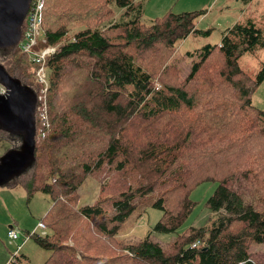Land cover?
Returning a JSON list of instances; mask_svg holds the SVG:
<instances>
[{
  "label": "trees",
  "instance_id": "16d2710c",
  "mask_svg": "<svg viewBox=\"0 0 264 264\" xmlns=\"http://www.w3.org/2000/svg\"><path fill=\"white\" fill-rule=\"evenodd\" d=\"M142 1L44 0L37 48H56L45 62L47 125L35 111V161L13 180L51 202L45 234L30 236L49 252L43 264H264V252H249L264 247V111L251 102L264 65L254 77L239 66L264 49V35L250 20L234 24L218 45L189 53L181 80L169 63L178 42L209 34L195 28L204 11L146 25ZM0 52L9 76L38 94L31 57L19 45ZM94 172L98 198L80 207L79 186ZM204 183H216L208 223L178 232ZM146 204L161 213L149 234L121 238ZM151 232L175 237L162 245Z\"/></svg>",
  "mask_w": 264,
  "mask_h": 264
},
{
  "label": "rangeland",
  "instance_id": "374dc122",
  "mask_svg": "<svg viewBox=\"0 0 264 264\" xmlns=\"http://www.w3.org/2000/svg\"><path fill=\"white\" fill-rule=\"evenodd\" d=\"M144 24L164 14L171 12L180 14L184 12L204 11L195 21V28L200 32L209 31L207 36L191 34L185 40L178 42L173 58L169 64H174L179 70L182 80L189 72L191 59L189 53H195L205 45H218L223 32L236 23L250 20L264 35V0H252L243 3L240 0H143ZM1 54V52H0ZM264 65V49L255 54H243L239 59L240 68L250 77H254ZM252 106L264 111V81L254 90L251 96ZM11 148L9 141L0 137V157ZM95 172L87 177L79 186V206L92 205L99 195L100 184L95 177ZM13 187H0V264H14L12 259L17 246L22 245L18 253L19 264H43L49 257V252L40 248L30 235H40L37 224L43 222V217L49 210L51 202L41 193H34L28 198L27 192L15 181ZM216 183H204L196 187L190 199L196 202L191 214L185 219L178 229L181 232L189 227H204L208 223L210 212L206 208V200L212 195ZM160 211L152 208L150 204L140 206L121 225L119 235L128 241L144 239L160 218ZM9 231L19 234V239L12 241L7 233ZM174 234L150 233L151 240L166 244L174 239ZM26 242L23 244V240ZM251 255L257 259L264 252V247L252 245L249 249ZM25 254L28 260L19 257Z\"/></svg>",
  "mask_w": 264,
  "mask_h": 264
},
{
  "label": "water",
  "instance_id": "95a60500",
  "mask_svg": "<svg viewBox=\"0 0 264 264\" xmlns=\"http://www.w3.org/2000/svg\"><path fill=\"white\" fill-rule=\"evenodd\" d=\"M30 3L0 0V50L19 43ZM0 84L5 88V94L0 95V130L21 139L17 149H9L0 157V187H4L34 164L37 98L30 87L10 77L1 64Z\"/></svg>",
  "mask_w": 264,
  "mask_h": 264
},
{
  "label": "built area",
  "instance_id": "2783aa9c",
  "mask_svg": "<svg viewBox=\"0 0 264 264\" xmlns=\"http://www.w3.org/2000/svg\"><path fill=\"white\" fill-rule=\"evenodd\" d=\"M43 7L44 0H31L29 11L26 15L24 23L22 24L23 31L21 32L20 41L18 43L20 51L26 53L31 57V60L37 65L35 71V78L40 85L38 94H36V111L39 115L38 127H44L47 125V105H46V93L48 88L47 83V71L45 62L49 56H51L56 48L47 46L45 48H37L40 40H42V23H43ZM21 27V28H22ZM44 43V40H42ZM5 94V88L0 84V95ZM38 105V106H37ZM37 229L42 231L40 235H44L46 227L43 222L37 224ZM9 239L16 241L19 239V234L9 231L7 233ZM26 239L23 240V243ZM22 245L17 246L16 252L13 255V263H18V253L21 251Z\"/></svg>",
  "mask_w": 264,
  "mask_h": 264
},
{
  "label": "crops",
  "instance_id": "0c3cea01",
  "mask_svg": "<svg viewBox=\"0 0 264 264\" xmlns=\"http://www.w3.org/2000/svg\"><path fill=\"white\" fill-rule=\"evenodd\" d=\"M25 242H26V241H25ZM25 242H24V243H25ZM24 243H23V244H24ZM22 256H23V260H25V262H26V261L28 260V257H27L25 254H23V253H22Z\"/></svg>",
  "mask_w": 264,
  "mask_h": 264
}]
</instances>
